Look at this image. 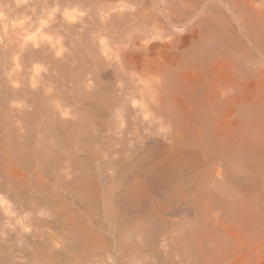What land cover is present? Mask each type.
<instances>
[{"label": "bare ground", "instance_id": "1", "mask_svg": "<svg viewBox=\"0 0 264 264\" xmlns=\"http://www.w3.org/2000/svg\"><path fill=\"white\" fill-rule=\"evenodd\" d=\"M179 1L181 3V0H179ZM244 1H248V0H244ZM251 1L252 0H250V2ZM254 1L256 3L260 0H254ZM53 2H54V0H53ZM98 2H99V0H98ZM101 2L104 3L105 0L104 1L101 0L100 3ZM107 2H105V3H107ZM128 2H129V0H128ZM131 2H133V1H131ZM141 2L142 1L140 0V6L144 2V0L142 3ZM156 2L158 3V1H156ZM250 2H249V4H250ZM133 3H135V2H133ZM171 3H173L172 0H160L159 5H161L162 9H163V10L162 9L161 10L166 11V13H167V11L171 12L173 9V6L171 5ZM239 3H241V2H239ZM242 3H243V1H242ZM244 4L248 5V2H245ZM10 5H12V4H10ZM180 6L183 7V5H180ZM231 6H232L233 10H235L234 8L237 7L235 12H237V9H238V11H239L238 13L242 17V18H239L240 16L237 17L241 21V22H239V24H241L240 28H243L244 30L246 29L247 35L248 34L250 35L255 31L256 32L257 31L264 32V4L263 5H255V6L252 4L253 7H251V8L245 7L243 5L241 6L240 4L237 6L234 5L235 6L234 8H233V5H231ZM74 7H75V5H74ZM74 7H72V8H74ZM52 8H53V6H52ZM54 9H56V8H54ZM62 9H64V8H62ZM65 10H62L63 11L62 13H65V14H62V17L64 15L65 19H67L66 17H68V15H70V13H71V15H72V13H74L73 12L74 10L72 11L71 8H70V13L67 10L68 14L65 12ZM80 10H78V11H80ZM178 10H179V8H178ZM183 10H185V9L183 8ZM186 10H185V12H187ZM102 11L104 13V11H106V10H101V12H99V10H98L99 14L101 13V15H103ZM111 12H113V11H111ZM54 13H56V12L54 11ZM75 13H77V11ZM78 13H80V12H78ZM137 13H138V11H137ZM179 13L181 14L184 12L180 11ZM107 14H108V12H106L105 15H107ZM161 14L164 15V13H161ZM175 14H178V12L177 13L175 12ZM95 15H97L96 12H95L94 16ZM101 15H100V17L99 16L98 17L99 18L104 17ZM108 15H110V14H108ZM115 15H116L115 13H114V15H111L112 20L118 19V17H116ZM181 15H183V14H181ZM47 16L50 17L49 15H47ZM72 16H74V15H72ZM80 16H82V12H81V15H79L77 17L81 19ZM83 16H85V15H83ZM86 16H85V18H87ZM185 16H186V14H185ZM2 17H4V16H2ZM88 17L90 19L91 15H89ZM137 17H138V15H137ZM173 17H175V16H173ZM177 17H178V15H177ZM177 17L175 19H177ZM243 17L246 18L245 21H244ZM75 18L76 17H74V19ZM105 18H107V16ZM0 19L2 20V18H0ZM8 19H11V18H8ZM55 19H57V18H55ZM142 19H144V18H142ZM172 19L175 21L174 18H172ZM180 19H182V18H180ZM187 19L188 18H186V20ZM67 20H70L71 23H73L70 16H69V19H67ZM145 20H146V18H145ZM163 20H165V19H163ZM39 21H41V20L39 19ZM79 21L76 20V22H79ZM103 21H102V23H103ZM0 22H2V21H0ZM6 22H7V20H6ZM62 22H61V24H62ZM80 22H82V21H80ZM181 22H183V21H181ZM235 22H236V20H235ZM47 23H50V22H47ZM168 23H169V21H168ZM69 24H70V22H69ZM81 25H83V24H81ZM7 26H8V24H7ZM45 26H46L45 28L47 29V25H45ZM226 26H227V24L225 25V27ZM243 26L247 27V28H244ZM39 27L41 28V26H39ZM15 28H13V29H15ZM75 28H77V27H75ZM248 28L252 33L248 30ZM11 29H12V26H11ZM13 29H12V31H13ZM23 29H25V28H23ZM78 29H80V28H78ZM17 30L15 31V33L18 34ZM3 31H4V29H3ZM6 31H8V30L5 29L4 32H6ZM38 32L40 33V30ZM103 32L106 33V31H103ZM37 33H36V35H38V37L41 38L40 34H37ZM7 34H9V33L7 32ZM10 34H11V32H10ZM1 35L2 34H0V38L5 37V36H1ZM249 35H248V38H249ZM252 35H255V34L253 33ZM257 35H258V33H257ZM257 35H256V39H257L256 43L261 41V38H260V41H258L259 38L257 37ZM13 36L14 35L12 34L11 39L13 38ZM46 36L47 35H45V37L43 36L45 40L47 39ZM90 36H92V35H89L88 39H90ZM113 36H114V34H113ZM18 37H20V36H18ZM97 37H99L98 34H97ZM253 37H254L253 38V40H254L255 36H253ZM5 38H4V41H5ZM25 38L27 39V37H25ZM48 38H49V35H48ZM52 38H50V39L53 40L54 38L53 39ZM103 38H105V39H103ZM21 39H24V38H21ZM91 39H90V41H91ZM102 39L106 40V37H102ZM148 39L150 40V38H148ZM249 39L251 40V38H249ZM2 40H0V41H2ZM40 40L38 39L37 41H39V43H40ZM59 40H61V39H59ZM12 41L14 43V41H15L14 38ZM53 41L56 45L57 41H55V39ZM92 41H93V39H92ZM94 41H95V38H94ZM99 41H101V42H99ZM110 41L112 42V40H110ZM128 41H130L131 46H139L142 44V41H144V40L142 39V37L140 35H134L130 39H128ZM29 42H30V40H29ZM45 42H47V40ZM104 42H107V41H104ZM104 42L101 40V38H99L98 39V45H100V46H98V48L99 47L101 48L102 46L103 47L106 46L107 44ZM111 42H109V43H111ZM155 42H156V40H155ZM6 43H8V39H7ZM37 43L38 42H36V44ZM49 43H51V42H49ZM17 44H15V45L13 44L14 49H12V53H11V54H13V60H12L13 64L12 65L14 67L11 69V72L9 70H8L9 72H7V70H5L8 73L7 77H6L7 73L6 72H5L6 74L4 73L5 77H6L5 83H4L5 91L4 92L0 91V216H3V217L7 216L8 219H6V217L4 219L7 220L6 223L8 222V224L6 225L7 227L10 228V230H8V231H12V234L17 239H4L5 243L4 244L0 243V264H172L171 257L173 258V256L170 257L168 253L165 254V256H162V255L158 256L157 255L158 251H156V247H155L156 241L148 239L147 234H146V230L144 229V227L146 225L148 226L149 219L151 218V216H149V218H147L148 214H150V213L147 212V211H149V210H147V208H144L146 206H149L150 203L153 201V200H151L152 198H150L151 201L148 198V197H150V188L155 187L159 183L161 184V186L164 187V190H165L164 192H162V194L165 193V195H164L165 197H163V202H165V205L168 206V204L172 200L174 201V199H175L176 202L178 201L179 203L183 204L182 206L189 207L190 210L192 209V208H190L191 205H193V207H195V209H196V211H194L195 209L193 208L194 209L193 211L198 212L197 215L199 218H197V219H199V221H200L198 223H200V227H201L200 229L205 236L204 235H203V237L201 236L203 239H201V237H199V239L196 240L197 245L196 244L195 245H196L197 249L193 248L194 246L193 247L190 246L194 249V251L196 249L198 251L199 256H200V258H198L199 262H196L197 264H261V262H260L261 258H262L261 256H262V253H264L263 252L264 251V178L262 177L264 174H261L262 172L260 173V171H262L261 167H263V169H264V166H261L260 167L261 170H260L258 168V164L256 161L257 160L259 161V159H260V163L258 162L259 166H260L262 163L261 160H263L262 156H261L262 158L261 157L259 158L258 156H260L261 153L264 151L263 150L264 148L262 146V145H264V94L263 95L261 94L263 98H261L260 95H259L260 96L259 97L256 94H252L253 87H251L250 83L249 84H250V87L252 89V90L250 89L251 95H253V96L247 95L248 94L247 92H249L248 90L246 92L247 94H245L244 93L245 91L242 90L243 88L241 90L244 92H242L240 90V88H241L240 87V81L242 78H240V77L238 79L235 78L236 74L234 72L233 73H234L235 77H233V75L230 73V68L232 66L230 65L231 66L230 68H228L229 67L228 65L226 66V64H225L226 59H224L225 61L223 60L225 63H222L223 61L221 60L222 64H219L218 67L211 64L212 67L214 66V68H215V70L213 71L215 74H212L210 77H208L209 78L208 81L206 79L207 83H205V85H204V88L206 86V89L205 90L203 89L205 93L203 92L204 94L203 95L201 94L202 96H199L200 101L197 100L198 106H194V107H196L195 108L196 110L199 109L200 111H202V113H204V115L202 118L199 115H197L196 119L194 118L195 119L194 120L192 115L190 116V114H192V112L190 113V110H186V111L183 110L186 108L185 107L186 104L183 105L185 108L183 107V109H181L183 111L181 112L178 109L174 108V106L171 104V102L168 99H166V97L164 96V94H165L164 92H166L165 83L161 84V83H158L155 81H150V83H148L147 85L142 84L141 81H143V80L141 77L142 75L139 74L140 71L137 70L136 68L132 67L131 65H129V63L122 57L123 54H121L119 48L114 49L115 47L113 46L114 52L106 51L104 48H103L104 50L101 48L104 52V53H101V55L104 54L105 60L110 64L112 63L114 71H116V73L118 72L119 80L122 82V84H121L122 88L120 91H124V89H126V84L128 83L127 80H131L134 78V79H137L139 81L138 82L139 84L137 83L139 85L138 88H136L134 86L135 90L133 89L132 93L136 92L140 96V99L142 100V102L141 103L138 102L137 104H140V105L135 107L137 104H135V105L132 104V101L134 100V98H133V100L131 101V104L134 106H131V104L129 106H131L130 108H133L135 112L140 113L138 115H140L141 117H139L138 119L141 118L140 120L143 122L144 125H146L150 129L154 130L153 132H154V134H156V136H154V134H153L152 139L150 140L151 141L150 143L153 142L152 146L150 145L147 148V146L144 145V150L148 149L147 152H149V150L151 149L152 151H155V154L153 155L152 154L153 152H152L151 153L152 155L150 157L149 156L150 152H149L147 154V156L145 155L146 154L145 153L144 155L138 156V158L136 157L137 158L136 160L138 162H136L137 166L135 167V169H134V165L132 167L131 164H130V166L133 169L132 168H131V170H130V168L127 169L128 171L126 173L128 174L130 180L127 179L129 181L127 184H126L127 181L125 182V184L128 185L125 192L122 193V191H121V195L119 196V198L117 197L118 198L117 200H115L116 202H119L118 204L121 205V206L120 205H116V206H119L122 208V209H120V211H122V212H120L121 213L120 216L117 217L115 220L112 218L113 217L112 211L115 208L113 207L110 200L105 197V195H104L105 193L103 191L102 192L104 193L103 194L104 196L101 195L102 192L100 191L101 192L100 193L96 189L94 184H92L93 182L90 183L89 181H84L81 183V185L78 183L69 184V186L74 189L75 196L78 200L77 201L78 204H77V206L76 205L75 206L80 209L81 212L79 214H81L82 219L83 218L84 219L89 218L92 214L97 213L98 212L97 210L100 208V210L103 211V215L105 214V217L108 219V221L110 223L108 228H107L108 224L106 225V228H105V226L103 227L101 224H96V226L94 225L95 226V228H94V226H91V225H93L91 223L89 224V223L80 222V220H82V219H79V217H81V216L79 215V217H78V213L71 209L73 204H72V206L67 205V204H65L66 206H60V204L57 203V205H59L60 207L55 209L54 207L51 206V207H49V209L45 213L39 210L38 212H42V215L44 213V217L42 220H40L41 218L40 219L37 218L38 215L35 216V212H34L35 206L37 205V202L39 201L38 199L42 198L40 195L42 193L39 192L40 191L39 187H41L40 185L44 184L43 183V180H44L43 179V172L45 175V171L42 172V170H40V171L38 170L35 157L33 155H29V156L25 155L24 151L20 145V140L22 139V138L20 139V136H21L20 135L21 134L20 133V119L22 118L21 117V107H22V105H24L23 102H19L20 104H15L12 101L11 96L6 95V89H8L9 92L14 93V92L18 91V89H22V86L24 85L23 84L21 87H19L18 85H14V82H13V81H18L20 79L19 77L21 76L20 73L22 74V72L19 68V62H18L19 55H17V54L18 53L21 54L23 47L20 49L22 44L20 45L19 48H18ZM26 45H28V44H26ZM47 45H48V42H47ZM67 45H66V47H67ZM96 45H97V41H96ZM116 45H118V44H116ZM119 45H120V43H119ZM59 46H57V49L59 48ZM69 46H70V44H69ZM82 46H84V45H82ZM51 47L52 46L50 45V48ZM61 47H62V44H61ZM122 47H123V44H122L121 48ZM70 48H72V47H70ZM100 48L98 50H100ZM41 50H42V48H41ZM43 52H44V49H43ZM97 52H100V51H97ZM208 52L210 53V51H208ZM212 53L213 52H211V54ZM193 54H194V52H193ZM10 56H12V55H10ZM219 56L220 55H218V57ZM216 57H217V55H216ZM93 58H92V60H93ZM218 59H221V57H219ZM100 60H102V59L100 58ZM200 62H201V64H203L202 60ZM20 63H21V61H20ZM209 64H210V62H209ZM50 65H51V63H50ZM204 65H203V67H204ZM206 65H208V64H206ZM239 66H240V64H239ZM40 67H42V66H40ZM233 67L235 69L234 65H233ZM240 67H242V66H240ZM5 68H6V66H5ZM31 68H32V70H34V67H31ZM79 69H80V67H79ZM199 69H200V67H199ZM80 70L82 71V69H80ZM102 70H100V71H102ZM173 70H174V68H173ZM192 71H193V75L195 74L194 77H197V75H198L196 73L197 70L195 73H194V70H192ZM83 72L84 71H82V73ZM37 73L38 72L35 73V76H37ZM82 73H81V75H82ZM168 73H169L168 75L170 76L169 70H168ZM64 74L65 73H63V75ZM207 74H208V72L206 73V75ZM163 75H165V77H166L167 74L165 73ZM173 76H174V74H173ZM162 77H164V76H162ZM191 77H192V75L190 76V78ZM194 77L192 79H194ZM205 77H207V76H205ZM65 78L67 79L66 76H65ZM30 79L31 78L29 76L28 85L30 83ZM32 79H33V77H32ZM41 79H44V78H41ZM71 80H73V79H71ZM94 80L95 79H93L92 81H94ZM24 81L26 82V80H24ZM24 81H23V83H24ZM134 81L137 82L136 80H134ZM198 81H197V83H198ZM242 81H245V80L243 79ZM35 82H31V83L35 84ZM65 82H67V81H65ZM77 82H79V81H77ZM77 82L74 84H77ZM95 82H97V81H95ZM262 82H264V81H262ZM116 83L118 84L117 81H116ZM133 84H135V83L133 82ZM192 84H194V83H192ZM244 84H246V82H244ZM252 84L254 85L255 83L253 82ZM262 84L264 85V83H262ZM84 85H86V84H84ZM174 85H176V84H174ZM263 85H262V87H263ZM167 86L168 85H166V88L168 89ZM30 87L31 86H29V88ZM139 87H140V91H139ZM242 87H244V86H242ZM257 87H254V89ZM36 88H37V90L40 89V91L44 90V89H42V87L35 86V89ZM70 88H69V90H70ZM193 88L196 89V86ZM202 88L200 91L201 93H202ZM29 90L31 92L33 91V89H29ZM51 90L53 91V89H51ZM259 90H260V87H259ZM263 90L264 89L262 88V91ZM88 91H89V88H88ZM88 91H86V92H88ZM79 92H78V94H79ZM195 92H196V90H195ZM256 92L259 93L258 90ZM256 92H254V93H256ZM36 93H37V91H36ZM52 93H54V92H52ZM82 93H80V94H82ZM90 93H91V91H90ZM114 93H109L108 98L110 101L115 100ZM117 93H115L116 96H117ZM40 94H41V92L39 93V95ZM88 94L86 96H88ZM45 95H47V94H45ZM118 95H119V93H118ZM127 95H128V93H127ZM19 96H22V95H20V92H19ZM26 96H27V94H26ZM52 96H53V94H52ZM27 97H29V95ZM42 97H43V95H42ZM88 97H90V96H88ZM97 97L95 96V98H97ZM193 97H196V96L194 95ZM29 98H31V96ZM47 98H48V96H47ZM135 98H138V97L136 96ZM194 99L195 98H193V101H194ZM48 101H49V105H50L51 100H48ZM26 102H27V100H26ZM28 102H29V100H28ZM30 102H32V101H30ZM136 102L137 101H133V103H136ZM21 103H22V105H21ZM39 104H40V100H39ZM83 104H84L83 107H85L86 104L85 103H83ZM197 104L195 103V105H197ZM18 105L19 106L21 105V107H19ZM86 106H88V105H86ZM73 107H74V103H73ZM118 107H120V106H118ZM22 108L25 109V107H22ZM50 109L52 110V108H50ZM121 111H122V109H121ZM187 111H189V112H187ZM47 112H48V110H47ZM67 112H68V110H67ZM195 112L196 111H194V113ZM66 113H64V115L67 118ZM188 113H190V114H188ZM199 113H201V112H199ZM194 115H196V113ZM71 116L72 115L70 114V117ZM124 116H125V114H124ZM71 118H73V117H71ZM71 118H70V120H71ZM74 119H73V122L69 121V115H68V121L71 123V125H72V123H74ZM131 119L132 118H130V120ZM192 119L194 121H192ZM65 120L66 119H64V121ZM78 121H80V119L76 120L77 124H78ZM81 122L83 123L82 119H81ZM133 124H134V122H133ZM47 126L48 125H46V128H48ZM69 126H70V124H69ZM69 126H68V128H69ZM120 126H121V124H120ZM137 126L139 127V125H137ZM82 127H84V126H82ZM141 127H142V124H141ZM70 129H68L69 132L67 131L68 134L70 133V131H72ZM34 130H35V127H34ZM83 130H84V128H83ZM47 131H48V129H47ZM121 131H122V129H121ZM21 132H23V131H21ZM107 133H105V134H107ZM130 133H131V131H130ZM141 133H143V132H141ZM141 133H140V135L144 137L145 135H142ZM100 134H102V133H100ZM137 134H138V132H137ZM23 135H26V134L24 133ZM134 135H136V134H134ZM45 136H43V137H45ZM62 136H64V135H62ZM127 136L128 135L126 134V136L123 135L122 137L127 138ZM60 137H61V134H60ZM120 137L121 136H119L118 138H120ZM135 138H137V136ZM47 139H50L49 141H51L50 136ZM114 139H115V137L113 135V138L111 137L110 141H108V143L113 142ZM144 139H145V137H144ZM33 140H35V139H33ZM98 140H99V138H98ZM44 141H46V138ZM127 141H129L128 138H127ZM142 141L144 142L143 139H142ZM38 142H40V141H38ZM99 142H100V140H99ZM146 143L149 145L148 142H146ZM48 144L51 146V143H48ZM104 144H105V142H104ZM26 145H28V144H26ZM36 145H35V148H36ZM61 145H63V144H61ZM66 145H68V144H66ZM126 145H125V147H126ZM89 146H91V145H89ZM108 146H111V144L104 146V150L107 148L106 153L109 156H111L113 153H115L118 155V157L121 158L123 155L129 154V152H130L128 146H127V148H124V149L121 148L119 150H114L115 148H111L112 146L109 148ZM32 147H33V145H32ZM80 147H83V146H80ZM248 147H250V149L254 148L253 152L255 150L259 149L260 147H261V149L263 148L262 149L263 151H261V153H259L261 149L258 150L259 151L258 153L260 155L254 152L256 155H258V156H256V158L254 157L255 154H252V156L254 155L253 157L255 159H257V157L259 159H257L255 161L254 159L251 158L253 160V162L255 161L257 168H253L250 166L253 169L248 168L249 170L246 168V166L250 163L247 162L248 164L246 165L244 162L245 161V155L251 156V153H252V152L251 153L248 152L249 151L247 149ZM91 148H93V147H91ZM144 150H143V153H144ZM246 151L250 154L246 153ZM251 151H252V149H251ZM33 153L35 154V152H33ZM50 154H51V152H50ZM89 154H90V156L97 157V155L94 153V151L89 152ZM47 155H48V153H47ZM51 155H54V154L52 153ZM51 155H48V156L51 157ZM59 155L61 156V154H59ZM74 155H75V153H74ZM263 155H264V153H263ZM50 157H49V160H50ZM82 157H85V156H82ZM58 158H57V161H58ZM131 158H132V156H131ZM85 159H86V157H85ZM106 160H107V158H106ZM246 160L248 161V158ZM47 161H48V159L46 160V162ZM63 161H62V163H63ZM44 162H45V160L43 161L42 164L43 165L45 164V166H46L47 163L46 162L44 163ZM58 162H60V160ZM66 162L67 163H65V164L69 163L67 160H66ZM129 162H130V160H129ZM249 162H250V158H249ZM131 163H133V162H131ZM263 163H262V165H263ZM112 164L118 165L117 163H114V162H112ZM43 165L41 167L42 169H43ZM120 165H122V164H120ZM252 165H253V163H252ZM73 166H75V165H73ZM53 167H54V165H53ZM62 167H60V168H62ZM70 167L71 166H69V168ZM95 167H97V166H95ZM119 167H121V166H119ZM58 169H59V167H58ZM115 169H114V171H115ZM118 169H120V168H118ZM44 170H46L45 167H44ZM62 170L66 171L64 168ZM70 171H72V170H70ZM47 173H48V171H47ZM47 173H46V175H47ZM56 173H58V172H56ZM122 173L124 174L123 171H122ZM64 174H66V173H64ZM100 174H102V172ZM119 177H121V176L119 175ZM63 178H65V177H63ZM124 178H125V176H124ZM59 179L58 178H57V180L55 179L54 182L59 181L61 183V180H59ZM123 179H121V180H123ZM46 180H47V178H46ZM50 180H49V182H50ZM110 181L112 182L111 179H110ZM110 181H108V182H110ZM106 182H105V184H107ZM51 183H52V181L48 184L50 185ZM65 183H66V181H65ZM56 184H58V183L56 182ZM67 184L68 183H66V185ZM125 184H123V185H125ZM113 185H112V187H113ZM70 187H68V188H70ZM110 187H111V184H110ZM106 188H109V187H106ZM53 189L55 192L57 188L55 189V187H54ZM112 189H114V188H112ZM62 190H63V188H62ZM99 190H100V188H99ZM49 191H51V189ZM60 192L61 191L59 190V194H60ZM105 192H107V190H105ZM109 192L111 193V191H109ZM109 192H108V194H109ZM61 193H62V195L64 194L63 192H61ZM67 193L68 192H66V194ZM112 193H114V192H112ZM47 194H45V195H47ZM162 194L160 193V196ZM45 195H43V196H45ZM72 195H73V193H72ZM63 196L67 197L66 195H63ZM63 196H61V194H60V197H63ZM108 196H110V194ZM115 196H117V195L115 194L114 198H116ZM57 197L58 196H56V198ZM68 197H70V196H68ZM158 197H156V198L158 199ZM71 198H70V200H73ZM156 198H155V200H156ZM52 200H53V198H52ZM158 201H159V199H158ZM158 201H156V203ZM48 202L50 203V200ZM77 202L75 201V203H77ZM160 202L161 201H159L158 204H156L158 206L157 207L158 209H159V207L165 206V205H163L164 204L163 202H162L163 204ZM64 203H65V201H64ZM159 203H160V205L162 204V206H160ZM179 203H176V204H179ZM137 205H142V207L144 206L143 209L141 206H138V207H141L139 209H141V211H142V212H139L138 218L140 219V221H141V219L142 220L145 219V221H146V218H147L148 223L144 224L143 230L141 229V232H142L141 239H132L133 237H131V228L129 226V221H132L131 220L132 215L135 216L136 212H134V214H133L130 211H132L131 209L133 206H137ZM150 206H152V205H150ZM167 206H165V207L167 208ZM172 207H173V205H172ZM185 207H182V208H185ZM149 208H150V211L153 210V209H151L152 207H149ZM158 209H157V211H158ZM179 209L182 210L181 207H179ZM136 210H137V208H136ZM155 210H156V208L153 210L154 213L157 212ZM162 210L164 211V208ZM185 210H183V211H185ZM77 211H79V210H77ZM188 212H190V211H188ZM154 213H152V214L154 215ZM158 213L160 214V212H158ZM158 213H157V215H158ZM99 214L100 213H98V216L101 217V215H99ZM137 215H138V213H137ZM187 215H189V213H187ZM187 215H185V218H187V217L189 218V216H187ZM173 216L174 215H172V217ZM176 216H177V214H176ZM176 216H174L175 219H176ZM178 216H179V214H178ZM180 216H181V214H180ZM190 217L192 218V215H190ZM93 218H97V217H93ZM146 222L143 221V223H146ZM96 223H98V221H96ZM40 224L43 225V227L45 228V231H43V229H41L42 227L39 228V230L41 229L42 231L38 230V227L40 226ZM193 224H195V223H193ZM54 225H56L55 228L53 227ZM57 225H61L60 226V231L62 232L61 234H63V233L72 234L73 239H52L49 230H50V228L56 229L57 227H59ZM170 225H171V223H170ZM191 227L193 228L192 225H191ZM191 227L189 226V228H191ZM198 227H199V225H198ZM198 227H196V229ZM191 229H189V230L192 231ZM200 229H197V230H200ZM197 230H195V231H197ZM2 231H4V229ZM193 231H194V229H193ZM193 231L191 232V235H192V233H194ZM139 232L140 231H138V233ZM182 232H185V231L182 230ZM195 233H194V235H196ZM202 233H200V234L202 235ZM66 234L64 236H66ZM183 234H182V236H183ZM187 235H189V234L187 233ZM198 236H200V235H198ZM204 237H206V238H204ZM60 238H61V236H60ZM62 238H64L63 235H62ZM186 238L189 239L188 237H185L184 239H186ZM192 238H190V239H192ZM181 240H183V239H181ZM2 241H3V239H2ZM185 241L188 242V240H185ZM193 241H194V239H193ZM193 241H191V243H193ZM189 243H190V241H189ZM169 245L172 248L177 247L178 239H171ZM161 246L163 248H165L167 246V244L163 243V244H161ZM189 248H188V252L190 251ZM196 252H193V253L195 254ZM191 254H192V252H191ZM198 254L196 253V255H198ZM180 256H181V254H180ZM175 259H176V257H175ZM189 260H190V258H189ZM191 262H193V261L191 260ZM189 263H190V261H189ZM191 264H194V263H191Z\"/></svg>", "mask_w": 264, "mask_h": 264}, {"label": "rangeland", "instance_id": "2", "mask_svg": "<svg viewBox=\"0 0 264 264\" xmlns=\"http://www.w3.org/2000/svg\"><path fill=\"white\" fill-rule=\"evenodd\" d=\"M36 1L35 0H0V16H1L0 18H2V20L0 19V21L3 22V23L0 22V27H1L0 28V30H1L0 34H2L1 36L6 37V38L4 37L5 41H4V38H2V37L0 38V40L3 39L2 40L3 42L0 41V91L1 92L5 91L4 83H5V78L8 76L7 72H9V71L11 72V69L14 67L12 65L13 64V62H12L13 54H11L12 49H14L13 44L15 45L18 43L17 44L18 48L22 44L20 49L23 47L22 48L23 53L21 52V54H19V53L17 54V55H19L18 62H19V68H20L22 74L20 73L21 76L19 77L20 79L18 81H13V82H14V85H18L19 87H21L23 84L24 85L22 86V89H18V91L14 92V93H11V92H9L8 89H6V95L11 96V99L15 104H20L19 102H23L24 105H22V103H21V105H22V107H25V109H23L21 107V105L20 106L18 105L19 107H21V117H22L20 119V133H21L20 139L22 138L20 140V145H21L25 155H27V156L33 155L35 157L38 170L39 171L42 170V172L45 171V175L43 172V179H44L43 183L44 184L40 185L41 187H39V190H40L39 192L42 193V194H40L42 198L38 199L39 201L37 202V205L35 206V209H34L35 210L34 211L35 216L38 215L37 218L38 219L41 218L40 220L43 219L44 213L49 209V207L52 206L56 209L60 206H66L65 204L70 205V206H72V204H73L71 209L78 213V217H79V215L81 216V214H79L81 212L80 209L78 207H76L78 204V202H77L78 200L75 196L74 189L72 187H70L69 184L78 183L81 185V183L84 181H89L90 183L93 182L92 184H94V186L96 187V189L99 192L103 191L105 193L104 194L103 192L102 193L100 192L101 195L104 194L105 197L110 200L113 207L115 208L112 211L113 212L112 218L115 220L117 217L120 216V214H121L120 212H122V211H120V209H122V208L119 206H116V205H120V204H118L119 202H116L115 200H117L119 198V196L121 195V191H122V193L125 192V190L128 187V185H126V184L129 182L128 180H130L128 174L126 173L128 171L127 169L130 168V170H131L133 165H134V169H135V167L137 166L136 162H138L136 160L138 158V156L144 155L145 153H146L145 155L147 156V154L149 152H150V155H149L150 157L152 154L153 155L155 154V151H152L151 149L149 150V152H147L148 149L144 150V145H146L147 148L150 145L152 146L153 142L150 143L151 142L150 140L152 139V136L154 134V132H153L154 130H152L149 127H147L146 125H144L143 122L140 120L141 118L138 119L139 117H141L140 115H138L140 113L135 112L133 108H130L131 106H134L138 102L139 103L142 102V100L140 99V96L136 92L132 93V91L135 87L138 88V86H139L138 82L139 81L137 79H134V78L133 79L136 80L137 82H135L133 79L127 80L128 83L126 84V89H124V91H120L122 88V85H121L122 82L119 80L118 72L116 73V71H114L112 63L110 64L105 60L104 54L101 55V53H104L103 52L104 49L106 51L114 52L113 46L115 47L114 49L119 48L121 54H123L122 57L129 63V65H131L132 67H134L140 71L139 74L142 75L141 77L143 80V81H141L142 84L147 85L148 83H150V81H155V82H158L161 84L165 83L166 92H164L165 93L164 96L166 97V99H168L171 102V104L174 106V108L178 109L181 112L183 110L184 111L190 110V113L192 112V114H190V113H188V114H190V116L192 115L193 119L194 118L196 119L197 115H199L201 118L203 117L204 113H202V111H200L199 109L196 110L195 109L196 107H194V106H198L197 103H198V101H200L199 96H202L205 93L204 90L206 89V86L204 88V85H205V83H207V81L209 79L208 77H210L212 74H215L213 72L215 70V68H214V66L212 67V65H215L216 67H218L219 64L225 63L224 59H226L225 64H226V66L227 65L229 66L228 68H230L232 66L230 68V73L233 75V77L236 76L235 78H237V79L240 77V78H242L241 81L243 79L245 80L242 82L240 81V87H241L240 90L243 88L242 90H244L245 92L241 90L242 92H244L245 94L248 93L247 95H249V96H253V95H251V90H252L251 87H253L252 94H256L257 96L260 95L261 98H263L262 95L264 94V90L262 91V88L264 89V85L262 83H264V82H262V81H264V73H263L264 72V32H262V31L256 32L255 31V32H253L255 35H252L253 33L248 28V30L252 33L250 35L248 34L249 38H251V40H250L248 38L247 33H246L247 30L245 29L246 30L245 31L243 28H240L241 24H239V22H241V21L237 17H239V16H240L239 18H242V17L238 13L239 12L238 9H237V12H235L237 7H235L234 5L237 6L240 4L241 6L243 5L245 7L251 8V7H253L252 4L254 6L255 5H263L264 0H260L256 3L254 0H252L253 2L252 1L250 2V0H248V1H244V0H181V3L179 0H172L173 3H171V5L173 6V9L171 12L167 11L168 14L166 13V11H162L163 10L162 6L159 5L160 0H144V2H143V0H141L143 2V3L141 2L143 4V5L141 4V6H140V0H131V1L135 2L136 4L131 2L130 0H129V2H128V0H109V1L105 0V2L108 1L107 3H105V2L100 3L101 0H99V2H98V0H88V1L87 0H78V1L77 0L76 1L75 0H54V2H53V0H44V1L43 0H39V1L36 0ZM102 1H104V0H102ZM156 1H158V3ZM242 1H243V3H242ZM239 2H241V3H239ZM245 2H248V5L244 4ZM249 2H250V4H249ZM13 3L14 4L16 3V4L14 5ZM10 4H12V5H10ZM74 5H75V7H74ZM180 5H183V7ZM231 5H233V8L235 7L234 8L235 10L232 9ZM52 6H53V8H52ZM72 7H74V8H72ZM54 8H56V9H54ZM62 8H64V9H62ZM70 8L72 11L74 10L73 11L74 13H72V15H74V16L71 15ZM178 8H179V10H178ZM183 8L185 10L187 9L186 10L187 12H185V10H183ZM53 10L56 13H54ZM62 10H65V12L67 14H68L67 10L69 11L70 15H68V17H66V16L65 17L67 19H69V16H70L73 23H71L70 20L65 19L64 15L62 17V14H65V13H62L63 12ZM78 10H80V11H78ZM98 10H99V12H101V10H106V11H104V13L102 11L103 15H101V13L99 14ZM76 11H77V13H75ZM111 11H113V12H111ZM137 11H138V13H137ZM180 11L184 12V13H181L183 15H181L179 13ZM78 12H80V13H78ZM81 12H82V16H80L81 17V19H80L77 16L81 15ZM95 12L97 15L94 16ZM106 12H108V14H110V15H108V14L105 15ZM175 12L176 13L178 12V14H175ZM114 13L116 14L115 16L118 17L117 20H112V18H111V15H114ZM161 13H164V15ZM185 14H186V16H185ZM236 14L237 15L239 14V15L237 16ZM47 15H49V16L51 15V16L48 17ZM83 15H85V16L87 15L86 16L87 18H85V16H83ZM89 15H91L90 19L88 17ZM100 15L104 16V17L99 18ZM137 15H138V17H137ZM172 15L175 17H173ZM177 15H178V17H177ZM2 16H4V17H2ZM53 16L57 19H55ZM106 16L108 19L105 18ZM74 17H76V18L74 19ZM176 17H177V19H175ZM179 17L182 19H180ZM8 18H11V19L13 18V19L11 20ZM142 18H144V19H142ZM145 18H146V20H145ZM172 18H174L175 21ZM186 18H188V19L186 20ZM39 19L41 21H39ZM163 19H165V20H163ZM179 19L183 22H181ZM243 19H244V21L246 20V18H244V17H243ZM6 20H7V22L9 21L10 23L9 22L7 23ZM59 20L61 22L63 21L62 24ZM76 20L77 21L80 20L82 22H80V21L76 22ZM101 20L103 21V23ZM235 20H236V22H235ZM168 21H169V23H168ZM47 22H50V23H47ZM69 22H70V24H69ZM7 24H8V26H7ZM9 24L12 26V29L16 27L19 31L16 28L13 29V31H12L11 26ZM81 24H83V25H81ZM226 24H227V26L225 27ZM45 25H47L48 30L45 28L46 27ZM39 26H41V28ZM22 27L25 29H23ZM75 27H77V28H75ZM78 28H80V29H78ZM244 28H247V27H244ZM3 29H4V31H5V29L8 31L4 32ZM16 30H17L18 34L15 33ZM39 30H40V33L38 32ZM103 31H106V33H104ZM7 32L9 34H7ZM10 32H11V34H10ZM36 33L40 34L41 38H39L38 35H36ZM257 33H258V35H257ZM12 34L14 35L13 36V38L15 40L14 43L12 41L13 38L11 39ZM97 34L99 37H97ZM113 34H114V36H113ZM45 35H47L46 40H47L49 46L47 45V42H45L46 41L44 39ZM48 35H49V38H48ZM89 35H92V36H90V39L93 37L92 38L93 41H92V39H91V41H90V39H88ZM134 35H140L142 37V39L144 41H142L141 45H139V46H131L130 45V41H128V39H130ZM256 35L259 38L258 41H260V38H261L260 42L257 41L258 43H256V40H257ZM18 36H20V37H18ZM253 36H255L254 40H253V38H254ZM25 37H27V39ZM52 37L55 39V41H57V43L58 42L59 43L61 42V43L60 44L56 43V45H55V43L53 41L54 39ZM102 37H106V40H103L105 38L102 39ZM21 38H24L25 40L21 39ZM50 38H52L53 40H51ZM94 38H95V41H94ZM97 38L98 39L101 38V40L103 42L107 41L104 43H106L108 46L107 45L104 47L102 46L101 48L102 49L104 48L103 50L99 47L100 50H98L99 49L98 46H100V45H98V39ZM148 38H150V40ZM7 39H8V43H6ZM38 39L39 40L41 39L40 43H39V41H37ZM59 39H61V40H59ZM29 40H30V42H29ZM110 40H112V42ZM155 40H156V42H155ZM96 41H97V45H96ZM36 42H38V43L36 44ZM49 42H51V43H49ZM82 42L83 43L85 42V43L83 44ZM99 42H101V41H99ZM109 42H111V43H109ZM115 43L118 45H116ZM119 43H120V45H119ZM26 44H28V45H26ZM61 44H62V47H61ZM69 44H70V46H69ZM122 44H123V47L121 48ZM50 45L52 46L51 48H50ZM66 45H67V47H66ZM82 45H84V46H82ZM57 46H59L58 49H57ZM70 47H72V48H70ZM41 48H42V50H41ZM43 49H44V52H43ZM97 51H100V52H97ZM208 51H210V53ZM193 52H194V54H193ZM211 52H213L212 53L213 55L211 54ZM10 55H12V56H10ZM216 55H217V57H216ZM218 55H220L219 57H221V59H218L219 58ZM99 57L103 61L100 60ZM40 58L41 59L43 58V59L41 60ZM92 58L94 61L92 60ZM201 60H202L203 64H201V62H200ZM221 60L222 61L224 60V61L221 63ZM20 61H21V63H20ZM209 62H210V64H209ZM50 63H51V65H50ZM205 63L208 65H206ZM231 63L235 66V69ZM239 64L242 67H240ZM203 65H204V67H203ZM5 66L7 69L5 68ZM40 66H42L43 68ZM31 67H34L35 71L32 70ZM79 67H80V69H82V71H84L83 72L84 74L79 69ZM199 67H200V69H199ZM173 68H174V70H173ZM195 69L197 70V72ZM5 70H7V72ZM100 70H102V71H100ZM168 70L170 72V76L168 75L169 74ZM192 70H194V73L196 72L198 74L197 77H194L195 74L193 75ZM36 72H38L37 76H35ZM205 72L206 73L208 72V74L206 75ZM233 72L236 74L235 76H234ZM4 73L6 74V77H5ZM63 73H65V74L63 75ZM81 73H82V75H81ZM165 73L167 74L166 77H165V75H163ZM173 74L176 78L173 76ZM190 74L192 75L191 78H190V76H191ZM29 76L31 79H30V83L28 85ZM65 76L67 77V79L65 78ZM162 76H164V77H162ZM205 76H207V77H205ZM32 77H33V79H32ZM193 77H194V79H192ZM41 78H44L45 80L41 79ZM71 79H73V80H71ZM93 79H95V80L92 81ZM206 79H207V81H206ZM24 80H26V82ZM196 80L197 81L199 80L200 82L198 81V83H197ZM23 81H24V83H23ZM65 81H67L68 83ZM77 81H79V82H77ZM95 81H97V82H95ZM116 81L118 82V84L116 83ZM31 82H35V84L31 83ZM76 82H77V84H74ZM133 82L135 84H133ZM244 82H246V84H244ZM253 82L255 83L254 84L255 86L252 84ZM192 83H194V84H192ZM249 83L251 84V87H250ZM84 84H86L87 86ZM174 84H176V85H174ZM166 85H168L167 86L168 89L166 88ZM262 85H263V87H262ZM29 86H31V87L29 88ZM35 86L42 87V89H44V90H42V91H40V89L37 90V88L35 89ZM195 86H196V89L193 88ZM242 86H244L245 88ZM254 87H257V88L254 89ZM259 87H260V90H259ZM69 88H70V90H69ZM88 88H89V91H88ZM201 88H202V93L200 92ZM29 89H33L34 92L33 91L31 92ZM51 89H53V91ZM195 90H196V92H195ZM247 90L249 92H247ZM255 90L256 91L258 90L260 94L258 92H256ZM36 91L38 94L36 93ZM51 91L54 93H52ZM86 91H88V92H86ZM90 91H91V93H90ZM125 91L128 93V95ZM139 91H140V87H139ZM19 92H20V95H22V96H19ZM40 92L43 95V97L41 94L39 95ZM78 92H79V94H78ZM114 92L115 93L118 92L119 95L117 93V96H116V94ZM254 92H256V93H254ZM80 93H82V94H80ZM109 93H114L115 100H113V101L109 100V98H108ZM26 94H27V96L29 95V97L31 96V98L27 97ZM45 94H47V95H45ZM52 94L54 97L52 96ZM87 94L90 97L86 96ZM194 95L196 97H193ZM47 96H48V98H47ZM95 96L96 97L98 96V97L95 98ZM136 96L138 98H135ZM133 98H134V100H133ZM193 98H195L194 101H193ZM26 100H27V102H26ZM28 100H29V102H28ZM39 100H40V104H39ZM48 100H51L50 105H49ZM132 100L137 101V102L133 103ZM195 100L196 101L198 100V101L196 102ZM30 101H32V102H30ZM131 101H132V104H134V105L131 104ZM73 103H74V107H73ZM83 103H85L88 106L85 105L86 108L83 107L84 106ZM195 103L197 105H195ZM130 104H131V106H129ZM138 105H140V104H137L135 107H137ZM183 105H185L186 108ZM118 106H120V107H118ZM183 107L185 109H183ZM50 108H52V110ZM121 109H122V111H121ZM125 109L126 110L128 109V110L126 111ZM181 109H183V110H181ZM47 110H48V112H47ZM67 110H68V112H67ZM194 111H196L195 112L196 115H194L195 114ZM63 112L64 113L67 112L66 113L67 118L65 117ZM187 112H189V111H187ZM199 112H201V113H199ZM70 114L72 115L71 117H73V118L70 117ZM124 114H125V116H124ZM68 115H69V121H71V122H73V119L75 118L74 123H72V125L68 121ZM70 118H71V120H70ZM130 118H132V119L130 120ZM64 119H66V120L64 121ZM77 119H80V121H78V124L76 123ZM81 119H82L83 123L81 122ZM193 119H192V121L195 120V119L194 120ZM133 122H134V124H133ZM69 124L71 127L69 126ZM120 124H121V126H120ZM141 124H142V127H141ZM46 125H48L47 126L48 128H46ZM137 125H139V127ZM68 126H69V128H68ZM82 126H84V127H82ZM34 127H35V130H34ZM83 128H84V130H83ZM47 129H48V131H47ZM68 129L72 130V131H70L69 134H68V132H69ZM121 129H122V131H121ZM21 131H23V132H21ZM130 131H131V133H130ZM137 132H138V134H137ZM141 132H143V133H141ZM24 133L26 135H23ZM59 133L61 134L62 138L60 137ZM100 133H102V134H100ZM105 133H107V134H105ZM133 133L136 135H134ZM140 133L142 135H145L144 136L145 139L143 136L140 135ZM126 134L128 135L127 138L129 141H127V138L122 137L123 135L126 136ZM62 135H64V136H62ZM113 135H114L116 140L114 139L113 142L108 143V141H110V138L111 137L113 138ZM43 136H45V137H43ZM49 136L51 137L52 142L49 141L50 139H47V138H49ZM119 136H121V137L118 138ZM136 136H137V138H135ZM154 136H156V134H154ZM45 138H46V141H44ZM98 138H99L100 142H99ZM33 139H35V140H33ZM142 139L144 140V142L142 141ZM38 141H40V142H38ZM104 142H105V144H104ZM146 142H148L149 145ZM48 143H51L52 147ZM26 144H28V145H26ZM61 144H63V145H61ZM66 144H68V145H66ZM110 144L112 147L111 146H108V147L109 148L110 147L115 148L114 150H119L121 148L124 149V148H127V146H128L129 151L131 153L129 152L130 155L126 154V155H123L121 158L118 157V155L115 153L112 154L114 157L112 155L109 156L106 153L107 148L104 150V146L110 145ZM32 145H33V147H32ZM35 145H36V148H35ZM89 145H91V146H89ZM125 145H126V147H125ZM80 146H83V147H80ZM262 146L264 148V145H262ZM91 147H93V148H91ZM261 147L259 149L255 150L254 152L257 154L261 153V151L264 150L263 148H262L263 149L262 150ZM142 149L144 150V153H143ZM247 149L249 150L248 152H250V153L252 152L251 156H252V154H255L253 152L254 148H251L252 151H251L250 147H248ZM258 150H260V152ZM93 151L97 155V157L90 156L89 152H93ZM33 152H35V154ZM50 152H51V154L53 153L54 155H51ZM248 152L246 151V153H248ZM47 153H48V155H51V157L48 156ZM74 153H75V155H74ZM250 153H248V154H250ZM263 153H264V151L261 153V155L259 154L260 156H258L256 154H255V156L254 155L253 156L255 158H256V156H258L259 158L262 156L263 158L262 157L261 158L263 160H261V162L263 163L264 162ZM59 154H61V156ZM82 156H85L86 159H85V157H82ZM131 156H132V158H131ZM251 156L245 155V161H244L245 164L246 165L248 163L251 164V165L248 164L246 166L247 169L248 168L249 169L257 168L255 161L259 158L257 157V159H255L253 156L252 157ZM49 157H50V160H49ZM57 158H58V161L60 160V162L57 161ZM106 158H107V160H106ZM247 158H248V161L246 160ZM249 158H250V162H249ZM251 158L254 159L255 161L253 162V160ZM47 159H48V161L46 162ZM44 160L47 163V165H46L47 167L45 166V164L44 165L42 164ZM66 160L69 162L68 164H65V163H67ZM129 160H130V162H129ZM62 161H63V163H62ZM112 162L117 163L118 165H113ZM131 162H133V163H131ZM251 162L253 163V165L255 167L252 165ZM256 162L258 164V168L260 170L262 168V171H260V173L262 172L261 174H264V169H263V167H261V166H264V163H263V165L261 163V165L259 166L260 159H259V161L257 160ZM120 164H122V165H120ZM130 164L132 165V167L130 166ZM42 165H43V169L41 168ZM53 165H54V167H53ZM73 165H75V166H73ZM69 166H71V167L69 168ZM95 166H97V167H95ZM119 166H121V167H119ZM250 166L253 168H251ZM44 167L46 170H44ZM58 167H59V169H58ZM60 167H62V168H60ZM63 168L66 171H63L62 170ZM68 168L72 171H70ZM118 168H120V169H118ZM114 169H115V171H114ZM47 171L49 174L47 173ZM122 171L124 172V174L122 173ZM56 172H58V173H56ZM101 172H102V174H100ZM46 173H47V175H46ZM64 173H66V174H64ZM119 175L121 177H119ZM124 176H125V178H124ZM63 177H65V178H63ZM262 177L264 178V175ZM46 178H47V180H46ZM57 178L58 179L60 178L59 180H61V183L59 181H56L58 184L60 183L59 185L56 184V182H54V180L55 179L57 180ZM110 179L112 180V182L110 181ZM121 179H123V180H121ZM49 180H50V182L52 181V183L50 185L48 184V183H50ZM65 181H66V183H68L67 184L68 186L66 185ZM108 181H110V182H108ZM105 182L108 185L105 184ZM125 182H126V184H125ZM110 184H111V187H110ZM123 184H125V185H123ZM112 185H113V187H112ZM53 186L55 187V189L57 188L55 192H54ZM61 187L63 188V190ZM68 187H70V188H68ZM106 187H109V188H106ZM99 188H100V190H99ZM112 188H114V189H112ZM50 189H51V191H49ZM59 190L61 192H63L64 193L63 195H66L67 197L63 196L61 192H60V194L63 197H60ZM105 190H107V192H105ZM109 191H111V193ZM164 191H165L164 187L161 186L160 183L158 185H156L155 187L150 188V197H148V198H149V200H150V198H152L151 200H153V201L150 203V205H152V206H150V205L146 206V207L143 206L144 208H147V210H149L147 212H149L150 214H148L147 218H149V216H151V218H152V219L151 218L149 219V223L147 221L148 220L147 218H146L147 222L145 221V219L144 220L141 219V221H140V219L138 218L139 212H142L141 209H139L142 207V205H137V206L132 207V209H131L132 211H130V212H132L133 214H134V212H136V213H135V216L132 215L131 220L133 222L129 221V226L131 228V237H133L132 239H141V236H142L141 229L143 230L144 224L148 223V226L146 225L147 227L145 226L146 228L144 227V229L146 230L147 238L156 241L155 247H156V251H158L157 252L158 256H161V255L165 256V254L168 253L170 257L173 256V258L171 257L172 264H180V263L181 264H184V263L188 264L189 261H190L189 264H191V263L197 264L196 262H199L198 258H200V256L198 254V251L196 250L197 249L196 248V245H197L196 240L199 239V237H201V236L203 237V235H204L200 229L201 228L200 223H198V222H200L199 219H197V218H199L197 215L198 212H194V211H196V209H195V207H193V205H191V207H190V208H192L191 209L192 211L195 209L192 212L189 209V207L182 206L183 204L179 203L178 201L176 202L175 199H174V201L172 200L169 203L170 205L169 204H168V206L165 205V202H163V197H165L164 196L165 193L162 194V192H164ZM66 192H68L67 193L68 195L66 194ZM108 192H109L110 196H108L109 195ZM112 192H114V193H112ZM72 193H73V195H72ZM160 193L162 194L161 195L162 197L160 196ZM45 194H47V195H45ZM115 194L117 195V196H115L116 198H114ZM43 195H45L46 197ZM56 196H58L59 198L58 197L56 198ZM68 196H70V197H68ZM156 197H158L159 201H161L160 203L163 202L164 204L163 203L162 204L167 206V208L165 206H162V204L160 205V203H159V205L162 207H159V209H158L157 208L158 206L156 204H158L159 201ZM52 198H53V200H52ZM70 198L73 199L74 201L70 200ZM155 198H156V200H155ZM49 200H50V203L48 202ZM61 201L63 203L65 201V203L63 204ZM75 201L77 203H75ZM156 201H158V202L156 203ZM175 202L179 203V204H176ZM57 203H59L60 206L57 205ZM172 205L175 209L172 207ZM138 206H141V207H138ZM135 207L137 208V210ZM143 207H142V209H143ZM149 207H152L151 209H153V210L156 208L155 211H157V209H158V211L154 213L153 210L150 211ZM179 207H181L182 210H180ZM182 207H185V208H182ZM163 208H164V211L162 210ZM39 210L44 212L43 215H42V212H38ZM77 210H79V211H77ZM183 210H185V211H183ZM97 211H98L97 213H94L89 217L90 219L89 218H85V219L83 218L82 219V216L79 217V219H82V220H80V222L93 224L91 226H94V225L96 226V224H101L103 227L105 226V228H106V225L108 224L107 225V228H108L110 223H109L108 219L105 217V214L103 215V211L100 210V208ZM188 211H190V212H188ZM158 212H160V214ZM98 213H100L99 215H101V217L98 216ZM137 213H138V215H137ZM152 213H154V215ZM157 213H158V215H157ZM187 213H189V215H187ZM176 214H177V216L179 214V216L177 217ZM180 214L182 217L180 216ZM172 215L176 216V219L174 216H173L174 217L173 218ZM185 215L189 216L190 219L188 217L185 218ZM190 215H192V218L190 217ZM2 217L3 216H0V227H1L0 228V234H1L0 235V237H1L0 243L4 244L5 243L4 239H17V238L12 234V231H8V230H10V228L6 226L8 224V222L6 223V221H7L6 219H8L7 216H4L3 218ZM5 217H6V219H4ZM93 217H97V218H93ZM96 221H98V223H96ZM143 221L146 223H143ZM169 222L171 223V225ZM193 223H195L196 225ZM191 225L193 226V228L191 227ZM198 225H199V227H198ZM57 226H59V227H57L58 229L57 228L54 229L56 227V225H54L53 226L54 228L53 229L50 228V230H49L52 239H73L72 234H68V233L67 234L66 233L61 234L62 233L60 231L61 225H57ZM95 226H94V228H95ZM189 226L192 229L189 228ZM40 227H42L41 229H43V231H45V228L41 224L38 227V230ZM196 227H198L197 229H200V230H197ZM184 228L185 229L187 228L186 229L187 231ZM3 229H4V231H2ZM189 229H191L192 231L194 229L193 232L194 233L196 232L195 233L196 235H194V233H192V235H191L192 231H190ZM182 230H184L185 232H182ZM195 230H197V231H195ZM138 231H140V232L138 233ZM187 233L189 235H187ZM200 233H202V235ZM65 234H66V236H64ZM182 234H183V236H182ZM197 234L200 236H198ZM62 235L64 238H62ZM60 236H61V238H60ZM185 237H188L189 239H187V238L184 239ZM194 237L195 238L197 237V238L195 239ZM202 237H201V239H203ZM190 238H192V239H190ZM204 238H206V237H204ZM2 239H3V241H2ZM171 239H178L177 247L172 248L169 245ZM181 239H183V240H181ZM193 239H194V241H193ZM185 240H188V242ZM189 241H190V243H189ZM191 241H193V243H191ZM163 243L167 244V246L165 248H163L161 246V244H163ZM190 246H192V247L194 246L193 248H196L195 251ZM188 248L190 250L189 252H188ZM191 252H192V254H191ZM193 252H196L198 255H196V253L194 254ZM180 254H181V256H180ZM174 256L176 257V259ZM261 257L263 259L261 258L260 262H261V264H264V253H262ZM189 258H190V260H189ZM191 260L193 262H191Z\"/></svg>", "mask_w": 264, "mask_h": 264}]
</instances>
